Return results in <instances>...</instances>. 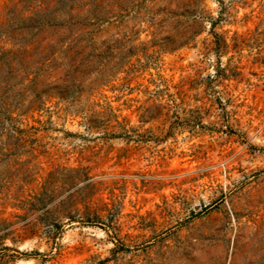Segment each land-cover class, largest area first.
Returning <instances> with one entry per match:
<instances>
[{"label": "rangeland", "instance_id": "obj_1", "mask_svg": "<svg viewBox=\"0 0 264 264\" xmlns=\"http://www.w3.org/2000/svg\"><path fill=\"white\" fill-rule=\"evenodd\" d=\"M0 264H264V0H0Z\"/></svg>", "mask_w": 264, "mask_h": 264}]
</instances>
